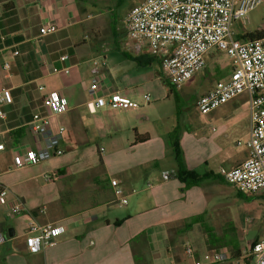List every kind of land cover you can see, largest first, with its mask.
<instances>
[{
  "label": "crops",
  "instance_id": "0c3cea01",
  "mask_svg": "<svg viewBox=\"0 0 264 264\" xmlns=\"http://www.w3.org/2000/svg\"><path fill=\"white\" fill-rule=\"evenodd\" d=\"M81 1L0 0V87L13 96L2 106L6 119H0V190H7L0 203V264H217L216 253L224 254L222 264H253L251 249L264 239V195L239 192L219 172L248 157V149L237 145L250 131L248 97L208 115H201L195 102L193 115L176 103L173 114L158 108L174 90L182 104L203 71L181 89L167 87L160 59L147 49L127 48L126 33L120 34L114 16L112 37L102 40L91 26L107 12L100 2L81 6ZM248 22L233 23L237 39L264 31L252 17ZM47 23L58 24L59 30L41 37ZM213 53L219 52L212 51L207 61ZM63 56L68 59L61 61ZM94 59L105 63L95 95L90 91ZM54 68L59 72L54 74ZM231 71L232 66L218 81L227 80ZM206 87L201 84L200 95L212 88ZM52 91L69 103L66 113L49 119L53 133L65 129L64 154L15 169L18 153L42 146L30 122L35 114H46L43 98ZM113 92L139 103L142 95L153 94L157 107L150 102L140 109L89 111L87 104L96 96ZM175 129L185 165L199 178L187 190L178 178L162 180V172L177 171ZM118 188L127 204L116 196ZM16 203L22 204L19 213L12 209ZM32 222L60 225L64 232L53 246L31 254L26 240ZM187 243L193 257L185 253Z\"/></svg>",
  "mask_w": 264,
  "mask_h": 264
},
{
  "label": "built area",
  "instance_id": "2783aa9c",
  "mask_svg": "<svg viewBox=\"0 0 264 264\" xmlns=\"http://www.w3.org/2000/svg\"><path fill=\"white\" fill-rule=\"evenodd\" d=\"M264 0H144L134 5L123 19L126 33V47L136 52L147 49L153 57L160 59L161 72L166 81L175 89H181L194 76L204 71L207 56L212 51L224 54L231 63L232 71L227 80L218 81L205 94L198 97L195 107L201 115H208L233 99L246 95L250 115V131L246 141H237L244 145L248 157L237 167L221 168V177L246 195H264V37L256 40L241 41L232 30L237 20L244 22ZM59 25L47 23L40 29L41 37L53 34ZM15 54H18L17 52ZM68 56L61 57L66 61ZM104 61L94 59L91 73L95 77L90 86L92 94L99 90L100 81L104 79L101 67ZM9 66L5 65V69ZM54 74L59 70L54 68ZM65 72H68L65 70ZM44 90L43 87H40ZM13 102L10 89L0 87V119H6L2 106ZM151 102L149 94L142 95V103L132 101L117 92L96 96L88 103L90 112L96 108L140 109ZM46 110L44 116L35 114L30 122V129L41 143L38 150L18 153L15 156V169L40 164L64 154L61 147L64 128L53 133L49 119L69 110L68 100L57 91L48 92L43 98ZM4 146L0 145V151ZM46 176V181L50 180ZM177 178V172H162V180ZM122 204L127 199L121 189L115 191ZM7 190H0V203H5ZM13 211H22V204L16 203ZM64 232L56 224H39L32 222L28 227L26 245L29 253L38 254L43 249L55 244V238ZM4 237L0 235V244ZM253 264H264V239L255 243L251 249ZM185 253L193 257L192 246L185 244ZM214 261L222 264L223 253H216ZM199 264V263H197Z\"/></svg>",
  "mask_w": 264,
  "mask_h": 264
},
{
  "label": "rangeland",
  "instance_id": "374dc122",
  "mask_svg": "<svg viewBox=\"0 0 264 264\" xmlns=\"http://www.w3.org/2000/svg\"><path fill=\"white\" fill-rule=\"evenodd\" d=\"M86 1L87 0H82L80 2V5L84 6V2ZM89 1H93V0H89ZM95 1L101 3L102 8H104L107 14L105 15V17H101L100 22L98 21H96L98 23L93 22L94 24L92 23L91 27H93L94 29H98L100 38L102 40H106L107 38L112 37V32H111L112 17L114 16L115 18H118L117 27L120 30V34H122L124 32L123 31L124 17L126 16V14L133 5L138 4L144 0H95ZM250 17H252L256 22L264 24V1L259 7L256 8L254 12L249 14L248 20L245 21L244 23L245 25L249 23L248 21L250 20ZM87 42L88 44H91V40H88ZM230 70H231V64L229 59L224 54L213 53V55H211L207 61V68L204 69L202 73V77L200 74H198L195 78L198 80V84L193 86L192 91H190L191 93L187 95V98L183 99L182 104L178 103V106L180 105L182 109L186 107L189 108L188 113L193 115L195 113V109L193 108L192 104L196 101L198 97L201 96L199 94L201 90V84L203 85L205 84L208 88L212 87V85L215 82H217L221 78H224L230 72ZM176 93L181 95V93L176 90L170 92V97L166 100V102L163 103V106L159 107L158 105V108L163 109L166 112L170 111L172 112V114L176 112L177 111L175 104L176 103L175 96H177ZM150 95H151V106L157 107V102H154V95L153 94ZM196 239L197 236L195 233L194 235L189 237V240L192 242V244H194Z\"/></svg>",
  "mask_w": 264,
  "mask_h": 264
},
{
  "label": "trees",
  "instance_id": "16d2710c",
  "mask_svg": "<svg viewBox=\"0 0 264 264\" xmlns=\"http://www.w3.org/2000/svg\"><path fill=\"white\" fill-rule=\"evenodd\" d=\"M115 21L116 20H114L113 22L116 23L115 25H117V22H115ZM113 29L115 30L114 36H117L118 33L116 31V26H114ZM262 37H264V31H256L253 33L246 34V36L242 37L241 39L256 40V39H261ZM166 84L169 88L172 87L168 82H166ZM175 99H176L177 109H179L180 105L178 106L177 96H175ZM174 134H175V137L177 140L175 142H173L172 144H173V152H174L176 164H177V171H176L177 172V178L181 182L185 183L184 190H187L191 186L199 183V178L195 175L194 172L188 170L186 165H185L182 152L178 146V138H179L180 131L178 129H175L173 135ZM146 139L147 138H143L140 142H143ZM142 236H144V234Z\"/></svg>",
  "mask_w": 264,
  "mask_h": 264
}]
</instances>
